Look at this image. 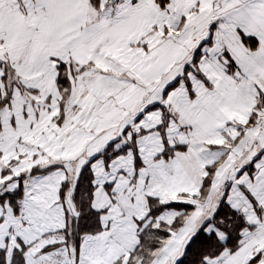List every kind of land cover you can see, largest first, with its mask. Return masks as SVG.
Wrapping results in <instances>:
<instances>
[{
    "label": "snow or ice",
    "instance_id": "snow-or-ice-1",
    "mask_svg": "<svg viewBox=\"0 0 264 264\" xmlns=\"http://www.w3.org/2000/svg\"><path fill=\"white\" fill-rule=\"evenodd\" d=\"M0 264H264V0H0Z\"/></svg>",
    "mask_w": 264,
    "mask_h": 264
}]
</instances>
